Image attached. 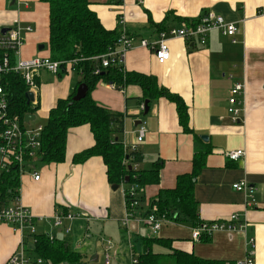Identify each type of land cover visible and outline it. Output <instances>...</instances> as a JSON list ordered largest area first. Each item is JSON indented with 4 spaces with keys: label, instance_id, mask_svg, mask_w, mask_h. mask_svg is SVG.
Returning a JSON list of instances; mask_svg holds the SVG:
<instances>
[{
    "label": "crops",
    "instance_id": "1",
    "mask_svg": "<svg viewBox=\"0 0 264 264\" xmlns=\"http://www.w3.org/2000/svg\"><path fill=\"white\" fill-rule=\"evenodd\" d=\"M89 2L107 30H117L121 34L125 30L135 39L125 58L124 71L156 78L160 87L180 96L189 110L192 133L186 134L179 123L176 106L164 98L150 104L147 115L141 112L143 93L136 85L111 88L110 84L100 82L92 92L100 106L123 115L122 142L126 150L136 144L140 123H145L144 142L137 146L139 170H148L158 160L164 161L160 183L145 188L143 210L138 216L147 211L160 190L175 188L179 176L192 173L196 147L200 150L210 147L212 153L206 157L205 166L196 179L198 220L200 223L224 221L238 214L247 224L246 233L217 232L208 240L195 241L192 239L193 226L170 223L162 227L157 237L170 240L172 249L219 264L243 260L249 249L248 241L253 238L255 264H264V0ZM206 12L237 23L239 31L233 38L213 31L205 46L195 44L190 49L181 39L170 40V60L163 65L157 62L150 49L140 46L142 39L156 40L160 29L181 28ZM122 17L125 24H120ZM16 24L33 29L24 34L22 59L50 56L49 6L46 3L0 0V32ZM82 80L81 73L70 67L58 75L46 71L39 73L35 93L38 114L48 120L51 109L59 100L78 90ZM237 82L244 84V111L240 123H234L228 113L230 92ZM35 121L36 116L34 121L25 124L28 128H36ZM202 136H206L208 142L202 140ZM94 143L88 125L70 129L65 162L45 164L39 161L34 171H26L20 178V203L38 219L51 220L56 213L67 210L82 214V220L70 224V234L60 229L53 232L44 223H39L38 230L68 242L84 261L88 256L77 237L85 233L90 238L88 231H94L100 232L99 238H103L100 247L103 264L108 249L111 264H124L123 260L129 255L132 264V256L137 259L143 252L141 244L139 253L136 252L134 241L141 239L145 224L134 220L127 227L123 226L126 184L116 189L110 185L101 157H92L82 164L74 163L75 155L92 148ZM237 150H243L245 156L240 161H230L226 155ZM33 172L40 176L39 181L34 180ZM242 181L253 189L249 194L255 203L251 206L247 204L246 194L233 189L234 184ZM149 236L151 234L146 237ZM21 241L20 233L0 224V264H9ZM172 249L153 247L155 253L165 255L172 253ZM31 260L33 264L35 260ZM161 263L172 264V261L164 258Z\"/></svg>",
    "mask_w": 264,
    "mask_h": 264
},
{
    "label": "trees",
    "instance_id": "2",
    "mask_svg": "<svg viewBox=\"0 0 264 264\" xmlns=\"http://www.w3.org/2000/svg\"><path fill=\"white\" fill-rule=\"evenodd\" d=\"M49 6V51L54 61H75L77 70L83 76V82L88 87L86 96L74 101L77 93L74 91L66 99L58 101L51 109L48 121L42 132L41 158L45 164H60L66 160V148L69 130L88 125L94 136V146L75 155L74 163L82 164L92 157H101L107 167L108 182L112 186L125 185L126 193L132 186H139L136 196L126 195L127 205L138 202L139 206L130 212L137 214L143 210L144 191L151 185H158L164 161L158 160L148 170H134L131 163L137 159L138 152L124 149L122 136L124 134V117L100 106L92 97V92L100 82L114 84L120 87L136 85L143 93V103L149 105L160 98H164L176 106L179 123L186 134L190 129V115L184 100L167 89L160 87L156 78L143 74L125 72L117 67H109L99 75L94 74L96 64L94 58L107 53L115 47L121 33L117 30H107L100 19L90 8L89 0H40ZM198 20L187 21V25H195ZM164 29H160L163 31ZM159 31V32H160ZM11 56V54H10ZM4 52L0 51V62ZM12 64L15 59L11 56ZM63 69H65L63 67ZM0 84L6 92L9 110L12 115L24 121L28 114H35L38 106L29 102V90L23 79L16 73L0 76ZM3 127L0 122V131ZM1 144V142H0ZM196 147L191 174L177 178L173 189L160 190L158 196L150 202L147 211L140 216H147L156 207V213L165 216L175 224L197 227L198 203L195 198L196 179L205 166L206 157L212 153L210 147ZM128 163L127 165L125 164ZM20 179L18 169L12 168L9 174L0 179V201L5 203L19 197ZM26 241H34L33 255L43 261L42 264H87L83 256L72 246L59 238L50 240L48 235L39 234L33 237L25 236ZM143 252L138 257V264H162L164 258L170 259L172 264H219L205 260L194 254L172 249L170 240L158 237H141ZM208 240V239H205ZM164 246L172 249V253L158 254L153 251L154 246Z\"/></svg>",
    "mask_w": 264,
    "mask_h": 264
},
{
    "label": "built area",
    "instance_id": "3",
    "mask_svg": "<svg viewBox=\"0 0 264 264\" xmlns=\"http://www.w3.org/2000/svg\"><path fill=\"white\" fill-rule=\"evenodd\" d=\"M119 3H124V0H118ZM120 24H125V19L122 17ZM33 31L31 26L14 25L5 34L0 32V51L4 52V58L0 62V76L9 73H16L20 75L28 88L29 92L34 94L33 106H37L38 102L35 98L37 92L36 77L42 71L49 72L53 75H58L64 68H74L77 64L75 61L60 62L54 61L50 57H36L32 59H22L21 49L24 45V34ZM213 31H220L224 36L233 38L239 31L237 23H229L223 16L217 15L213 12L204 13L195 25H182L181 28H172L161 31L156 40L149 41L142 39L140 46L150 49L161 65L170 60L169 41L173 39L183 40L189 49L195 44L205 46L208 41V35ZM135 39L129 36L125 30L121 34L115 47L111 48L107 53L94 58L97 63L94 69V74L99 75L103 70L109 67H117L124 71L125 58L128 52L133 48ZM236 41L233 40V43ZM15 59L12 64L11 56ZM74 70V69H73ZM232 78V76H230ZM114 88V84H110ZM244 95V84L237 82L230 92L228 113L234 123H240L241 115L244 111V103L242 97ZM141 112L144 113L145 105L142 104ZM0 122L3 127L0 131V179L9 174L12 168L18 169L19 179L28 170L34 171L35 163L40 161L41 147H42V132L44 127L28 128L25 122L12 115L9 110V101L5 90L0 84ZM143 122H141L138 129V136L136 144L129 150L130 152H137V146L144 142L146 129ZM126 150V147L124 146ZM245 156L243 150L229 152L226 157L233 162L240 161ZM127 165L128 163L125 162ZM131 168L138 171L137 159L131 163ZM35 181H39L40 176L33 172ZM124 185V183H123ZM233 189L239 193L246 194L249 198L247 204L251 206L255 203L254 197L251 196L253 189L250 188L246 181H242L233 185ZM140 191L139 186H132L131 191L126 193L124 191V199L126 195L132 198L136 196L137 191ZM249 194V195H248ZM126 204V217L123 221V226L137 220L144 223L151 231L152 237H157L160 230L165 224H175L168 220L165 216H160L156 213V207L152 209V213L147 216H138L131 209L139 206L138 202H133L130 205ZM82 214L67 210L62 213H56L51 220L43 218H36L32 215L29 209L20 203V197H16L8 203L0 201V224L10 226L15 232L22 236L20 248L14 253L9 264H31L32 260L27 256L31 254L34 248V241H26L25 236L33 237L41 233L48 235L50 240L56 237L48 232H39V223H44L49 230H65L66 233L72 232L73 224L76 221L82 220ZM247 224L242 221L238 214H233L228 220L202 222L197 227L192 228V239L201 241L210 239L217 232H237L242 231L246 233ZM106 244L111 247L109 241ZM247 256L234 264H255V240L252 238L248 241ZM110 249L106 250L104 264H111L112 256ZM43 261L38 259L37 264H42ZM132 264H138V260L132 256Z\"/></svg>",
    "mask_w": 264,
    "mask_h": 264
},
{
    "label": "rangeland",
    "instance_id": "4",
    "mask_svg": "<svg viewBox=\"0 0 264 264\" xmlns=\"http://www.w3.org/2000/svg\"><path fill=\"white\" fill-rule=\"evenodd\" d=\"M38 110L35 113L36 121L34 122V126H36V127H38V126H45L48 120L46 118L41 117L38 114ZM88 233L90 235V238L85 233L84 234L82 233V235L80 237H77V240L80 241L78 244H80V247L81 248H84L85 249L84 252L88 256V258H87L88 260H85V262H87L89 264H103L104 258L101 256V250H100V247L102 245L101 242H103L102 241L103 238L102 237L99 238L100 232H94V231L92 232L91 231V233H90L88 231ZM150 234H151V231L148 228H146L145 226L141 229V236L142 237H146V236H148ZM64 237H65V235H64ZM137 241L138 242H135L134 241V246H136V248H137L136 252L139 253L140 246H141L140 245L141 244L140 243L141 242L140 238ZM79 250H81V249H79ZM128 253H129V250L126 252V255H128ZM27 256L30 259H34L35 260L33 264H37V261H38L39 258H37L36 256H34L33 253L27 254ZM123 263L124 264H131L130 255L127 257V259L125 258V260H123ZM44 264H46V263H44Z\"/></svg>",
    "mask_w": 264,
    "mask_h": 264
},
{
    "label": "water",
    "instance_id": "5",
    "mask_svg": "<svg viewBox=\"0 0 264 264\" xmlns=\"http://www.w3.org/2000/svg\"><path fill=\"white\" fill-rule=\"evenodd\" d=\"M8 30L7 29H3L1 31L2 34H5ZM43 47H41L40 49H42ZM88 92V87L86 84H81L77 90V93L76 95L74 96L73 100L74 101H79L81 99H83L86 94ZM28 97H29V102H32L34 101V94L29 92L28 93ZM149 112V102L146 101L145 102V111H144V114L147 115ZM35 120V115H32V114H28L25 116L24 118V122L25 123H29L31 121H34ZM141 124V123H140ZM202 140H204L205 142H208V138L206 136H202ZM115 189L118 188L117 186H113Z\"/></svg>",
    "mask_w": 264,
    "mask_h": 264
}]
</instances>
